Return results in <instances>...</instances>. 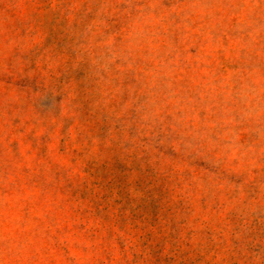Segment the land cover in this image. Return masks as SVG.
<instances>
[{
	"label": "rangeland",
	"instance_id": "1",
	"mask_svg": "<svg viewBox=\"0 0 264 264\" xmlns=\"http://www.w3.org/2000/svg\"><path fill=\"white\" fill-rule=\"evenodd\" d=\"M0 264H264V0H0Z\"/></svg>",
	"mask_w": 264,
	"mask_h": 264
}]
</instances>
